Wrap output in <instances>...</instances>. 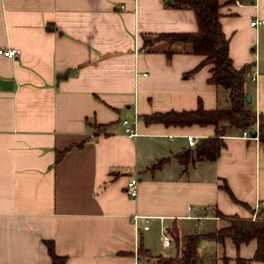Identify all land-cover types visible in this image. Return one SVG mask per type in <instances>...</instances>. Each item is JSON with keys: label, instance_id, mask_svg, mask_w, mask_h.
Returning <instances> with one entry per match:
<instances>
[{"label": "crops", "instance_id": "obj_1", "mask_svg": "<svg viewBox=\"0 0 264 264\" xmlns=\"http://www.w3.org/2000/svg\"><path fill=\"white\" fill-rule=\"evenodd\" d=\"M235 1L219 0V20L233 65L252 67L244 90L264 117V23L250 25L264 18V0ZM196 29L193 10L172 0H0V79L11 82L0 83V264H52L45 240L63 264H153L186 236L226 226L223 216L261 211L258 138L230 128L216 159L183 162L178 155L194 149L185 136H213L215 126L143 118L230 106L228 89L208 81L212 65L194 69L204 55L164 40L143 45ZM131 177L136 196L125 191ZM256 246L200 238L195 264H264Z\"/></svg>", "mask_w": 264, "mask_h": 264}, {"label": "trees", "instance_id": "obj_2", "mask_svg": "<svg viewBox=\"0 0 264 264\" xmlns=\"http://www.w3.org/2000/svg\"><path fill=\"white\" fill-rule=\"evenodd\" d=\"M176 7H186L193 10L197 22L195 31L159 32L144 40V47L150 48L157 40L167 43L181 44L184 50L204 55L197 67L210 63V75L208 81L223 86L229 91L230 106L227 108L206 109L198 105L194 109L168 110L144 114L145 121H159L164 124L189 125L212 124L215 126V134L201 138L197 141L194 149L190 152L179 154V160L185 162L193 158H204L214 160L220 154L224 145L223 135L230 128L254 129L256 120L258 122V140L264 145V117L252 107V102L245 98L244 80L247 72L251 70L250 64L236 68L228 52V39L220 24V2L219 0H172ZM174 49H167L166 54L170 56ZM217 215H223L217 212ZM229 221L215 231L186 236L182 246L175 255H157L154 264H195L198 252V240L206 238L214 241H223L230 238L235 244L255 239L257 246L253 255L256 260L264 261V208L257 213L256 218L240 217L238 215L223 216ZM170 233L178 244L177 228L173 226ZM49 250L52 264H63L64 256L54 252L51 240H45ZM138 252L149 257L146 248L139 246Z\"/></svg>", "mask_w": 264, "mask_h": 264}, {"label": "built area", "instance_id": "obj_3", "mask_svg": "<svg viewBox=\"0 0 264 264\" xmlns=\"http://www.w3.org/2000/svg\"><path fill=\"white\" fill-rule=\"evenodd\" d=\"M235 2H240L239 0H236ZM264 23V18L263 19H260L258 20L257 18H252L250 20V25L252 26H256L258 23ZM1 52L6 55V56H9V57H14L16 56L18 53H19V49L18 48H6V49H3L1 50ZM256 79V76H252L251 77V80H255ZM257 116V115H256ZM135 124V122H133ZM123 124L125 126V132L129 135H133L136 133V130H135V125L132 124L128 119H123ZM253 131V136H251L249 134V129H243L241 130V136L242 137H251V138H258V122L256 120V123H255V127L254 129H251ZM186 138V142L189 146H192L194 147L197 143V138L196 136L194 135H191V134H187L185 136ZM126 193L130 196H136L137 195V178L136 177H131L129 180H127L126 182ZM257 206H261L264 208V199H261L259 201V203L257 204ZM139 215L138 214H135L133 215V220L135 221L136 218L138 217ZM252 219H255L256 218V215L253 214L251 216ZM147 224L144 225V228H147ZM172 242V237L170 235H168L167 233H164L163 236H162V243L164 246H169Z\"/></svg>", "mask_w": 264, "mask_h": 264}, {"label": "water", "instance_id": "obj_4", "mask_svg": "<svg viewBox=\"0 0 264 264\" xmlns=\"http://www.w3.org/2000/svg\"><path fill=\"white\" fill-rule=\"evenodd\" d=\"M168 3H170V0H168ZM0 83L2 84V85H7L8 87H10L11 86V82H10V80H3V79H0ZM245 98H246V101L247 102H251V94L249 93V92H246V94H245ZM249 134L251 135V136H253V131L252 130H249Z\"/></svg>", "mask_w": 264, "mask_h": 264}, {"label": "rangeland", "instance_id": "obj_5", "mask_svg": "<svg viewBox=\"0 0 264 264\" xmlns=\"http://www.w3.org/2000/svg\"><path fill=\"white\" fill-rule=\"evenodd\" d=\"M173 244H174V243H173ZM173 244H172V245H173ZM148 264H152V261H151V260H150V261H148ZM153 264H154V263H153Z\"/></svg>", "mask_w": 264, "mask_h": 264}]
</instances>
